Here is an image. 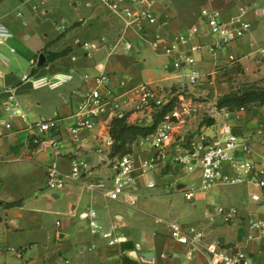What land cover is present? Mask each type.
Wrapping results in <instances>:
<instances>
[{
  "label": "crops",
  "instance_id": "crops-1",
  "mask_svg": "<svg viewBox=\"0 0 264 264\" xmlns=\"http://www.w3.org/2000/svg\"><path fill=\"white\" fill-rule=\"evenodd\" d=\"M163 1H156L155 11L164 31L172 34L182 30L176 27L186 25L193 15L186 18L174 3L165 5ZM48 2L0 0V22L14 33L7 43L0 44V119L12 123V129L0 128V264H211L206 245L212 241L237 248L252 255L257 264H264V234L250 237L253 231L249 225L251 218L264 221V195L262 201H254L251 196L260 189L251 184L218 183L208 191H198L190 208H176L171 199L166 203L164 194L170 197L184 194L185 188H198L201 174L194 172L198 185H186L185 173L174 165L169 152L159 157L152 169L143 171V162L156 153L151 134L132 144L137 167L135 204L113 200L103 190L88 186L113 175L116 156L112 155L113 147L106 146L110 130L105 123L94 130H83L77 137L70 132L76 121L73 114L92 85L84 75L109 72L115 76V85L120 79L134 84L154 82L165 96L173 86L188 82L169 57L154 52L103 0H72L71 15L61 19L56 15L49 19ZM130 3L123 0L121 5ZM208 4L218 8L225 20L237 15L242 6L248 11L255 6L256 14L261 10L264 15V0H209ZM25 5L29 7L27 15L15 12ZM198 18L197 23L201 22L200 15ZM251 26L248 34L227 49H219L215 55L208 48L202 51L198 61L202 77L218 63L232 67L235 62L231 54L249 78L264 75V54L260 52L264 26L252 22ZM201 39L207 46L217 42L205 24L201 26ZM126 42L132 43L130 50ZM65 50L66 54L51 58V54ZM41 53L47 60L32 73ZM26 73L32 77L25 80ZM59 73L71 74L72 78L55 88L35 83L36 78ZM127 110L126 121L142 126L152 124L156 111L136 108L133 102ZM14 111L27 114V119L13 115ZM42 117H59L61 121L56 132L41 135L42 142L36 144L28 127ZM203 117L195 125L193 119L179 122L178 136L192 129L214 133L227 123L252 147L250 154L238 150V159L264 163V143L257 133L264 122V105L217 110L211 114L215 119L211 125L202 124ZM75 160L85 161L87 170L60 188H48L49 166L55 162L62 171L70 172ZM216 204L237 207L239 217L224 222L214 211ZM91 209L96 211L102 231H112L118 241L112 243L101 233L92 232L90 218L85 215ZM157 218L163 221L157 222ZM170 222H177L190 234L202 233L201 242L181 243L173 236ZM146 253H153L152 258L148 259Z\"/></svg>",
  "mask_w": 264,
  "mask_h": 264
},
{
  "label": "built area",
  "instance_id": "built-area-1",
  "mask_svg": "<svg viewBox=\"0 0 264 264\" xmlns=\"http://www.w3.org/2000/svg\"><path fill=\"white\" fill-rule=\"evenodd\" d=\"M123 0H103L112 10L117 12L124 20L126 27L133 28L150 45L154 52L162 54L171 59V65L181 71L189 85L195 86L202 77V71L198 66L199 57L206 48L210 52L227 47L240 40L251 31V22L245 18L248 7L242 6L237 15L230 20H225L222 12L211 4L204 5L201 9V22L195 23L172 34L164 31L161 18L155 11L157 0H130V4L122 6ZM205 24L209 32L217 37V42L207 46L201 39V26ZM14 37L12 30L0 22V44L7 43ZM89 45V43H85ZM131 42H126V49L132 48ZM14 50V48H12ZM264 54V46L260 48ZM231 61H237V57L230 55ZM24 79H30L31 74L23 75ZM72 78L71 74H54L36 78L38 86H50L52 88L67 82ZM86 81L92 85L85 93L82 102L78 105L73 116L75 123L70 127V132L77 137L83 130H94L102 122L106 129L111 128L114 119H126L127 108L131 102L136 108H150L158 110L168 104V99L163 95L160 87L154 82L131 83L128 79H120L115 85V76L112 73L101 71L97 74H85ZM181 101L166 113L163 120L157 125L151 134V144L155 149V155L145 160L141 166L143 171L152 169L158 158L165 152L172 155V162L185 173L199 171L201 183L198 188H185L184 195L188 200H195L198 191H208L218 183L222 184H251L260 189L253 192L254 201H262L264 195V163L251 159H238L237 151L246 154L252 152L249 140L240 139L232 130L230 124L224 123L214 133L201 131L194 136L189 133L178 136L179 122L189 118L196 107L192 101L183 96ZM13 115H21L27 119V114L14 111ZM61 119L39 118L30 122L29 131L32 134V142L41 143V135L54 133L59 129ZM154 120L152 119V123ZM12 129V123L0 119V128ZM258 138L264 143V122L259 124ZM106 146L112 148L114 138L111 132L106 135ZM85 161L75 160L73 169L64 172L57 163H52L48 168V188L57 189L64 186L69 179H77L83 171L87 170ZM136 159L133 152L117 155L113 161V175L109 178L99 179L89 183L90 188L104 191L106 196L113 200H126L131 204L136 203L134 192L137 189V178L134 176L136 170ZM216 214L223 221L230 223L237 219L240 210L234 206L216 204ZM90 218V226L93 233H101L111 242L118 241L112 231H102L97 220V213L91 209L85 213ZM211 220L214 219L212 215ZM157 218V222H162ZM58 226L61 222L57 223ZM249 225L253 233L250 237L255 238L264 234V221L251 218ZM173 236L183 244L196 245L201 242L202 233L190 234L177 222H170ZM211 254V264H257L253 256L237 248L222 245L218 241H212L206 245ZM189 252V256L192 255Z\"/></svg>",
  "mask_w": 264,
  "mask_h": 264
},
{
  "label": "rangeland",
  "instance_id": "rangeland-1",
  "mask_svg": "<svg viewBox=\"0 0 264 264\" xmlns=\"http://www.w3.org/2000/svg\"><path fill=\"white\" fill-rule=\"evenodd\" d=\"M71 1L72 0H49V2L47 3V9H49V19H51L53 15H56L58 19H61L62 17H69L72 10L70 6ZM74 1L78 2V0ZM207 1L209 0H164L163 2L165 5L172 6L174 3V5L180 9L181 15H184L186 18L189 16V14L193 15L192 20L186 23V25L176 27V30H179L191 26L192 24L199 21V13L203 5L207 4ZM35 4L38 5L39 3L36 1ZM32 7L33 6L31 5V8ZM28 8V5H25L16 9L15 12L17 13L18 11H20L24 15H27L29 11ZM255 8L257 7L252 6L250 11L246 13L245 18L250 22L255 23L259 27L264 26V15H262L261 10H259V15L256 14ZM37 9L39 11L42 10L40 5ZM48 24L51 23L48 22ZM222 49L225 50L227 49V47H224ZM216 52L212 53L215 55ZM259 70L260 68H258V71ZM250 85L263 86L264 75L255 79H251L248 77L245 68L236 61L232 65V67H229L227 63H218L211 67L208 71H205V76L201 77L197 85L191 86L186 83L185 86H173L171 88V92L167 93L168 96H166V98L168 99V101H172V108L181 101L179 94L182 95L186 100L192 101L193 105L196 107V111L189 118H187V120L193 119V124L195 125L197 124V120L202 116H204L203 118H211L212 113L216 112L217 110H222L217 107V101L223 95L232 91L242 90ZM214 106H216V108H214ZM171 107L170 109H172ZM198 132H200L199 129H192L189 130L188 133L191 136H194V134ZM183 180L184 183L188 186H196L199 183V180L197 179L194 172L185 173V178H183ZM170 199L175 203V207L179 209H184L187 207L190 208V206H193L194 202V200H187L184 194L180 192L175 193L170 197L169 195L167 196L166 194H164L163 200H166V203L169 202Z\"/></svg>",
  "mask_w": 264,
  "mask_h": 264
},
{
  "label": "trees",
  "instance_id": "trees-1",
  "mask_svg": "<svg viewBox=\"0 0 264 264\" xmlns=\"http://www.w3.org/2000/svg\"><path fill=\"white\" fill-rule=\"evenodd\" d=\"M67 52L68 50L51 54V58L64 55ZM259 105H264V85H250L242 90L229 92L217 101V107L219 109L225 108L229 111H236L242 108H250ZM171 106L172 101L155 111L154 122L148 126L130 124L126 119H114L110 128V132L114 138L112 155L121 156L133 152L132 144L134 141L140 137H146L152 134L156 130L157 125L163 120L166 113L171 110ZM205 123L211 125L215 123V119L213 117L204 118L202 124ZM15 203H18V201Z\"/></svg>",
  "mask_w": 264,
  "mask_h": 264
},
{
  "label": "water",
  "instance_id": "water-1",
  "mask_svg": "<svg viewBox=\"0 0 264 264\" xmlns=\"http://www.w3.org/2000/svg\"><path fill=\"white\" fill-rule=\"evenodd\" d=\"M46 60H47V58H46L45 54L44 53H41L40 56H39V59H38L37 66L34 68V70H32V73L36 72L39 67L44 66ZM145 256L148 259H151L152 256H153V253H146Z\"/></svg>",
  "mask_w": 264,
  "mask_h": 264
}]
</instances>
